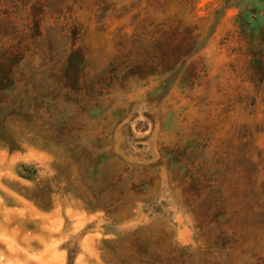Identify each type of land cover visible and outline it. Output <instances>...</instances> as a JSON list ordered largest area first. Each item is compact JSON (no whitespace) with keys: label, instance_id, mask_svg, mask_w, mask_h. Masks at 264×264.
<instances>
[{"label":"rangeland","instance_id":"obj_1","mask_svg":"<svg viewBox=\"0 0 264 264\" xmlns=\"http://www.w3.org/2000/svg\"><path fill=\"white\" fill-rule=\"evenodd\" d=\"M253 254L264 0H0V264Z\"/></svg>","mask_w":264,"mask_h":264},{"label":"trees","instance_id":"obj_2","mask_svg":"<svg viewBox=\"0 0 264 264\" xmlns=\"http://www.w3.org/2000/svg\"><path fill=\"white\" fill-rule=\"evenodd\" d=\"M243 246L242 247H245V249L244 250H246V245H244V244H242ZM250 247V249H252L251 248V245H249ZM248 248V249H249ZM256 254V253H255ZM255 254H253V256H251V258L250 259H252L251 260V262L253 263V264H259L262 260H261V257H259L260 255L258 254V256H254ZM247 255V254H246ZM248 255H249V253H248Z\"/></svg>","mask_w":264,"mask_h":264}]
</instances>
